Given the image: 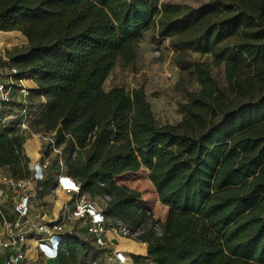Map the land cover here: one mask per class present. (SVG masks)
I'll use <instances>...</instances> for the list:
<instances>
[{"label":"trees","instance_id":"1","mask_svg":"<svg viewBox=\"0 0 264 264\" xmlns=\"http://www.w3.org/2000/svg\"><path fill=\"white\" fill-rule=\"evenodd\" d=\"M156 23L178 51L226 62L225 96L209 66L188 61L200 89L179 104L183 119L159 124L142 87L102 88L117 59L130 62L142 32ZM16 78H34L41 121L64 144L66 173L91 197L108 194L112 221L136 227L140 193L118 184L142 166L169 210L161 237L141 236L157 264H264V0H210L198 7L154 0H0V39ZM31 102V101H30ZM32 104V102H31ZM26 136L0 121V167L31 171ZM51 145V143L49 144ZM29 140V155L37 151ZM80 152V156L77 152ZM77 154L73 156L72 154ZM50 178L39 195L50 192ZM92 237L62 239L55 264H93Z\"/></svg>","mask_w":264,"mask_h":264},{"label":"rangeland","instance_id":"2","mask_svg":"<svg viewBox=\"0 0 264 264\" xmlns=\"http://www.w3.org/2000/svg\"><path fill=\"white\" fill-rule=\"evenodd\" d=\"M209 1L210 0H154V3L157 9L160 10L162 4L166 2L198 7ZM3 31H18L26 37L25 42L10 48H8L9 44L6 40L0 39V80L6 81L9 79L8 75L6 72L2 73V71L4 72L5 68L8 66L6 62H8L11 54L24 50L28 46L29 40L19 29ZM156 32L157 26L156 23L153 22L142 32L140 41L135 45L134 59L130 62H126L121 58L117 59L108 76L103 81L102 88L105 91H109L114 87H123L130 93L134 89L142 87L148 101L151 103L156 121L159 124L168 123L175 125L184 117V114L179 109V104L190 100L187 95L188 92H194L200 89V84L194 71L192 68L186 67V63L188 61H202L208 64L210 75L216 80L220 92L225 96L229 95L231 87L226 76L225 61L216 65L213 58L207 54H201L189 50H175L170 37L160 38L157 36ZM32 81H34L35 84H33ZM25 84L28 87L36 85L30 89L37 87L34 78H27ZM14 96L16 99L19 97L16 93ZM41 99L46 101V98L44 97L39 98L32 96L29 99L32 102V104L30 102L27 116L29 129L24 131L26 140L23 147L25 157L30 163V167L34 165V162L43 159L50 162L47 176L50 178L51 182L57 173L66 171L64 166L65 156L63 155L64 144H58L51 141L54 133L43 123V121H41V112L38 109V103ZM17 108L16 105L14 107L9 106L3 109V111L8 112L12 110L17 112ZM13 121L16 123L18 120ZM29 140L35 145L34 149L37 151L33 154V158L29 155L26 148V143ZM50 143L51 145H49ZM77 153L82 156L79 151ZM75 155L77 154L75 153ZM6 172L8 173L7 168L0 167V173ZM149 173V169L142 166L136 172L126 173L121 176L117 179V183L126 185L130 189L139 192L141 196L140 205L142 207H147L151 211V216L154 217L153 219H158L163 222L169 208L160 202L157 191L149 179ZM31 187L34 188V185ZM70 198V195L66 196L62 192H59L57 195L58 200L55 201L56 199H52L49 193L39 195V192H37L36 195L34 194L32 200L31 221L37 223L40 221H52L61 218L65 211V208L61 207L62 201H69ZM87 198L103 211L108 207L110 201L104 198V196L91 197L87 194ZM109 219L113 220L111 217H109ZM143 219L144 220L142 221L144 222L148 220V217L145 215ZM69 226L73 228V231L77 232V234L83 235L81 233V221H72L69 223ZM143 235H151L155 237L154 234L147 229ZM133 240L139 241L136 239ZM27 242L29 244V259L27 260V264H55L44 258L35 261L34 246L36 242L32 237L29 238ZM139 242L141 243V241ZM108 247L107 251L104 250L98 255V264L113 263L111 262V254L109 253ZM121 263L125 264V262Z\"/></svg>","mask_w":264,"mask_h":264},{"label":"built area","instance_id":"3","mask_svg":"<svg viewBox=\"0 0 264 264\" xmlns=\"http://www.w3.org/2000/svg\"><path fill=\"white\" fill-rule=\"evenodd\" d=\"M8 80H0V121L2 123L14 122L20 132L29 129L27 120L28 109L30 108V88L25 84V78H16L17 69L8 65L5 73ZM15 93L19 97L15 98ZM17 106L18 111L4 112L3 109L9 106ZM16 109V110H17ZM16 112V113H15ZM53 142V138L51 139ZM75 156V154H72ZM31 175L26 179H19L9 173H0V264H27L29 259L28 239L35 240L34 255L35 261L39 259L50 260L53 263L57 260L59 243L62 239L68 238L77 232L69 226L72 221H81V233L84 236L92 237L94 243L99 247L107 249L109 240L107 234L118 235L123 238L136 239L143 245L148 243L141 240L145 230L151 231L156 237L163 235L162 221L153 219L151 211L147 207H140L148 220L141 222L136 227H131L122 221H112L88 198L82 191L81 182L76 177L60 172L51 180L49 195L56 199L59 192L66 196L70 195L69 201H62L61 207L65 208L64 215L52 221H40L33 223L30 218L34 194L41 191V182L48 178L47 172L50 162L46 159L34 162L30 167ZM32 168V169H31ZM34 185V188L31 187ZM104 198L110 200L108 194ZM12 205L15 215L10 217L6 214V206ZM54 238H57L54 241ZM116 257L120 262H126V256L118 251ZM93 264H98L94 262Z\"/></svg>","mask_w":264,"mask_h":264},{"label":"crops","instance_id":"4","mask_svg":"<svg viewBox=\"0 0 264 264\" xmlns=\"http://www.w3.org/2000/svg\"><path fill=\"white\" fill-rule=\"evenodd\" d=\"M35 84L34 81H32ZM30 86V85H29ZM36 85H31V87H35ZM6 214L10 217L15 215L13 206H6ZM107 238L109 240V253L111 254V262L112 264H123L117 260L115 254L120 251L126 256L125 264H157L153 259L148 256V247L147 245L141 244L139 241H135L129 238H123L118 235L107 234ZM1 262L3 264L4 259L1 258Z\"/></svg>","mask_w":264,"mask_h":264},{"label":"bare ground","instance_id":"5","mask_svg":"<svg viewBox=\"0 0 264 264\" xmlns=\"http://www.w3.org/2000/svg\"><path fill=\"white\" fill-rule=\"evenodd\" d=\"M57 238H54V241H56Z\"/></svg>","mask_w":264,"mask_h":264}]
</instances>
